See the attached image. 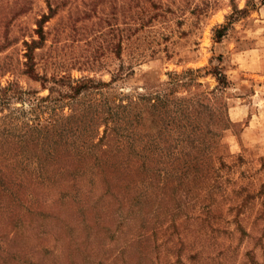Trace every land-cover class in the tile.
<instances>
[{
    "label": "rangeland",
    "instance_id": "rangeland-1",
    "mask_svg": "<svg viewBox=\"0 0 264 264\" xmlns=\"http://www.w3.org/2000/svg\"><path fill=\"white\" fill-rule=\"evenodd\" d=\"M232 5L246 12L215 42L213 30ZM45 14L44 39L33 52L36 72L108 82L122 66L107 91L131 95L141 133L159 125L149 102L136 94L158 86L168 71L217 65L229 82L214 101L225 100L231 124L219 140L226 166L213 182L217 188L200 198H191L185 186L157 194V182L150 192L134 184L128 197L146 192L136 205L116 194L117 182L94 179L92 167L86 178L61 180L54 190L24 167L0 161L6 174L0 176V264H264V0H0L1 86L14 81L47 93L23 72L22 55L23 41L36 38V22ZM197 81L201 91L216 84L209 74ZM16 188L20 207L14 210ZM22 189H35L38 200L22 198Z\"/></svg>",
    "mask_w": 264,
    "mask_h": 264
},
{
    "label": "trees",
    "instance_id": "trees-1",
    "mask_svg": "<svg viewBox=\"0 0 264 264\" xmlns=\"http://www.w3.org/2000/svg\"><path fill=\"white\" fill-rule=\"evenodd\" d=\"M245 12L246 8L232 5L225 23L213 30V40L218 42L233 20ZM48 17L45 14L37 20L36 38L23 41L22 52L23 72L30 80L38 81L47 93L37 95L36 90H23L14 81L0 85V110L7 109L0 115V143L16 145L12 149L0 148V157H4L0 161L8 167L11 163L24 167L40 185L47 189L52 186L54 190L61 180L86 178L84 174L90 171L86 167H92L96 173L95 178L92 171L94 179H101L102 184H108L106 180L117 182L116 194L127 196L136 205L142 204L139 203L141 195L146 192L137 189L128 197L134 184L142 185L148 192L151 187L156 189L157 182L161 186L157 194L168 187L175 190L185 186L191 198L203 197L207 190L217 188L213 182L219 177L218 171L226 166L218 154L220 132L231 126L225 100L220 106L214 104L229 83L220 68L211 65L168 71L158 86L136 94L138 100L149 102L159 125L156 132L141 133L133 124L131 95H113L107 91L120 78L122 66L111 74L108 82L36 72L33 52L43 42L42 27ZM202 70L203 75L209 74L215 80L209 91L200 90L202 85L197 78L203 76L199 75ZM15 102L19 105L13 106ZM64 107L68 110L66 113ZM4 165H0L3 178L6 176L1 169ZM202 183L206 184L202 186ZM195 184L201 186L192 192ZM0 186H4L1 180ZM21 192L28 202L38 200L35 189ZM18 194L16 188L11 209L20 207L16 206ZM175 204L174 210H179L181 201ZM207 207V204L201 205L200 209L204 212Z\"/></svg>",
    "mask_w": 264,
    "mask_h": 264
}]
</instances>
